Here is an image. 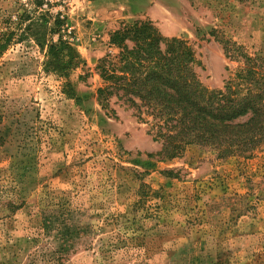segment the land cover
<instances>
[{"label":"rangeland","instance_id":"rangeland-1","mask_svg":"<svg viewBox=\"0 0 264 264\" xmlns=\"http://www.w3.org/2000/svg\"><path fill=\"white\" fill-rule=\"evenodd\" d=\"M28 17L78 53L75 97L45 47L20 39ZM139 21L188 42L210 90L244 56L264 69V0H0V38L22 22L0 55V264H264V150L149 159L162 147L150 121L98 105L110 35Z\"/></svg>","mask_w":264,"mask_h":264},{"label":"trees","instance_id":"trees-1","mask_svg":"<svg viewBox=\"0 0 264 264\" xmlns=\"http://www.w3.org/2000/svg\"><path fill=\"white\" fill-rule=\"evenodd\" d=\"M28 18L25 21L32 20ZM21 27L22 22L8 24L0 38V55ZM46 27L47 20H32L20 39L45 47V70L66 79V95L73 98L71 75L78 68L79 55L62 39L49 42L48 34L59 32H45ZM109 44L113 52L96 66L102 81L98 105L106 115L117 117L115 102L140 122L150 121L162 147L157 154H148L149 159L174 160L190 146L213 151L218 160L251 159L264 150V69L257 59L244 56V67L236 78L223 90H210L200 81L192 46L165 38L152 22L122 26L110 35ZM164 174L173 175V171Z\"/></svg>","mask_w":264,"mask_h":264}]
</instances>
